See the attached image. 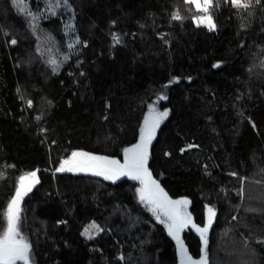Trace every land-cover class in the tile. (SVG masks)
<instances>
[{
	"label": "trees",
	"instance_id": "16d2710c",
	"mask_svg": "<svg viewBox=\"0 0 264 264\" xmlns=\"http://www.w3.org/2000/svg\"><path fill=\"white\" fill-rule=\"evenodd\" d=\"M67 1L75 56L63 16L0 0V229L27 177L31 264H182L181 244L185 258L203 256L198 228L207 264H264V0H213L206 13L185 0ZM208 16L211 31L193 19ZM152 108L168 116L147 170L171 199L190 201L194 225L179 243L141 201V181L56 171L74 152L124 162Z\"/></svg>",
	"mask_w": 264,
	"mask_h": 264
},
{
	"label": "snow or ice",
	"instance_id": "6c2138e0",
	"mask_svg": "<svg viewBox=\"0 0 264 264\" xmlns=\"http://www.w3.org/2000/svg\"><path fill=\"white\" fill-rule=\"evenodd\" d=\"M17 4H22L23 0H16ZM256 4L260 3V0H255ZM185 3L194 5L197 11L207 12L209 7L212 6L213 0H185ZM225 4L230 3L234 8H247L251 4V0H224ZM31 15V13H29ZM176 20H182L183 17L176 13L172 17ZM194 22L197 26L200 23H205L209 30H213L215 28V24L212 22L210 16L208 17H194ZM117 43H119V37H114ZM17 41L15 39L11 40V44L15 45ZM67 59V57H65ZM53 65V71H56L58 68L56 60H52L50 62ZM214 67H219V65H215ZM166 97L161 96L160 99H165ZM29 106H31V101H29ZM168 116L167 111L156 112L155 108L150 110L151 123L149 121H145L146 129L142 131L141 135V143L137 144L133 148H129L126 150V160L125 164L120 165L119 161L116 160H108L105 157H96L91 156L87 153H72V159H65L60 166L56 169V171H86L92 170L93 175L103 176L105 179H115L120 175L130 176L132 179L140 180L142 184H145V189L141 190V201L147 202V204L155 205L156 207H165L166 205H171V211H166L165 214L168 216V219L171 223L168 224L169 233L173 235L178 243L179 236L178 232L180 229L187 225L188 218L185 214L181 213L175 205L184 203L187 204V201H169L167 199L166 194L163 193V190L159 188L154 180H151L150 173L146 168L147 162V147L150 143L152 136L154 135L155 128L159 126V123ZM146 132V134H145ZM77 156L86 157L87 161H104L103 166L97 168L95 164L76 161L75 158ZM65 165H69V167H65ZM2 176V173H0ZM28 177H31L35 183H38L39 180L37 178L36 172H32L28 174ZM27 177H21L19 181V186L10 201L6 215V227L4 229H0V264H17V261L23 262V264H31L30 261V252L31 245L24 239L21 235L20 231V221H21V209L20 204L22 202L23 196L30 191L31 186L25 187L24 181ZM151 184L153 190L147 189V184ZM147 190V195L145 194ZM155 211V208L152 209ZM208 212L210 214L209 225L211 224V218L215 215L214 209L209 208ZM92 229H95L97 232L103 231L98 225L93 224L91 226ZM197 231L201 233L203 236L204 233L208 231L207 228H198ZM90 229H85L84 235L89 236ZM91 238V236H89ZM205 245L207 244V240L205 239ZM181 256L184 257L186 255V250L183 248L182 244L180 247ZM123 259V257H121ZM201 264H207V256L205 253V258L201 262Z\"/></svg>",
	"mask_w": 264,
	"mask_h": 264
},
{
	"label": "rangeland",
	"instance_id": "374dc122",
	"mask_svg": "<svg viewBox=\"0 0 264 264\" xmlns=\"http://www.w3.org/2000/svg\"><path fill=\"white\" fill-rule=\"evenodd\" d=\"M35 1H37V3H38V4H35V6H34L32 0H23V3L19 4V5L24 10L30 12L32 15H34L37 18H41L42 19V18H48V17H52V16H56V15L63 16L70 52L74 56L77 55L78 52L81 49V39H80L79 32H78V29H77V26H76V23H75V13H74L72 5L67 0H35ZM146 120L149 121V124L151 123L150 114L147 116ZM145 129H146V125L144 123L142 131H145ZM145 134H146V132H145ZM141 135H142V132H141ZM140 143H141V139H140V141L137 144H140ZM150 143H151V141H150ZM150 143L148 144V147H147V153L148 154H149L148 148H149ZM135 146H133V147H135ZM133 147H131V148H133ZM82 153H87V154H89L91 156H96V157H105L108 160L119 161L118 159L113 158V157L101 156V155H93V154L88 153V152H82ZM75 160L76 161H83V162L95 164L97 166V168L103 166V164H104V161H87V158L86 157H82V156H77L75 158ZM125 160H126V154H125ZM147 160H148V155H147ZM119 163H120V165H123V164H125V161L124 162L119 161ZM67 167H69V165H67L66 168ZM71 172L86 173V174L93 175L92 174V170H86V171L74 170V171H71ZM121 176H127V175H120L117 178L111 179V180H117ZM128 177L131 178L130 176H128ZM158 186H159L160 189H162V187L160 185H158ZM143 189H145V184H143ZM147 189L148 190H152L150 183L147 184ZM163 193L166 194L167 199L169 201H181V202L187 201L188 202L187 204L181 203V204L175 205V207L181 213H183V214H185L187 216L188 221H189L187 223V225H194L193 218H192V216L190 214V211H189L190 201L186 200V199L173 200L167 195V193L164 190H163ZM145 194L147 195V190H146ZM153 208H155V211H153V213H154L156 219H158L159 222L164 224L165 227L169 231L168 224L171 223V221L168 219V216L165 214V212L166 211H171L172 206L171 205H166L165 207L161 208V207H156L155 205H152V209ZM209 218H210V214H209ZM181 233H182V231L180 229L179 232H178L179 240H180V237H181ZM199 234L201 235L200 232H199ZM171 236L177 241V239L173 235H171ZM202 239H203V256L200 259H198V260H194V259H191L189 257L188 258L182 257V264H201V262L205 258V253H206V245L207 244L205 245L204 241H205V239L207 240V232L203 234Z\"/></svg>",
	"mask_w": 264,
	"mask_h": 264
},
{
	"label": "water",
	"instance_id": "95a60500",
	"mask_svg": "<svg viewBox=\"0 0 264 264\" xmlns=\"http://www.w3.org/2000/svg\"><path fill=\"white\" fill-rule=\"evenodd\" d=\"M145 166H146V168L148 169V166H147V165H145ZM149 173H150L151 180H154V177H153L152 173H151L150 171H149ZM151 189L154 191V188H153L152 185H151ZM182 229H183V232H184L185 227H183Z\"/></svg>",
	"mask_w": 264,
	"mask_h": 264
}]
</instances>
